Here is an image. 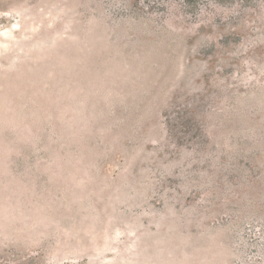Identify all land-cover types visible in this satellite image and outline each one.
I'll list each match as a JSON object with an SVG mask.
<instances>
[{"label":"rangeland","instance_id":"obj_1","mask_svg":"<svg viewBox=\"0 0 264 264\" xmlns=\"http://www.w3.org/2000/svg\"><path fill=\"white\" fill-rule=\"evenodd\" d=\"M0 264H264V0H0Z\"/></svg>","mask_w":264,"mask_h":264}]
</instances>
